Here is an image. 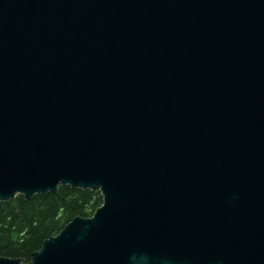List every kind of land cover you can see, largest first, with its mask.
<instances>
[{
  "label": "water",
  "instance_id": "1",
  "mask_svg": "<svg viewBox=\"0 0 264 264\" xmlns=\"http://www.w3.org/2000/svg\"><path fill=\"white\" fill-rule=\"evenodd\" d=\"M61 185L27 264H264V0H0V202Z\"/></svg>",
  "mask_w": 264,
  "mask_h": 264
},
{
  "label": "trees",
  "instance_id": "2",
  "mask_svg": "<svg viewBox=\"0 0 264 264\" xmlns=\"http://www.w3.org/2000/svg\"><path fill=\"white\" fill-rule=\"evenodd\" d=\"M99 190L61 185L56 193L23 195L0 202V258L31 262L43 243L63 232L76 217L91 218L103 204Z\"/></svg>",
  "mask_w": 264,
  "mask_h": 264
}]
</instances>
